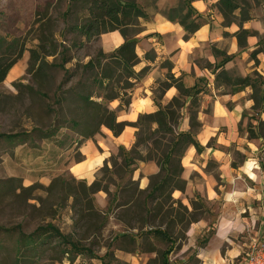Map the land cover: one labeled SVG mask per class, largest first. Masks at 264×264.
I'll list each match as a JSON object with an SVG mask.
<instances>
[{
  "label": "rangeland",
  "instance_id": "obj_1",
  "mask_svg": "<svg viewBox=\"0 0 264 264\" xmlns=\"http://www.w3.org/2000/svg\"><path fill=\"white\" fill-rule=\"evenodd\" d=\"M185 1L134 0L147 16L139 20L138 34L147 31L156 14L179 6L189 9L190 19L197 18L209 31L189 57L192 72L183 77L174 56L159 55L157 45L146 47L150 50L146 59V54L142 57L150 63L146 75H154L146 89L156 111H164L171 100L156 99L161 95L157 83L172 75L192 89L189 98H180L183 107L176 110L172 134L157 132V126L145 120L152 113L130 118L124 129L133 135L132 145L120 147L100 167L78 177L71 167H86L92 160L83 155L84 143L103 138L106 130L94 122V106L82 97L108 109L118 103L103 101L105 88L98 84L96 72L84 66L97 55L117 49L103 52V34L86 41L75 30L86 23L84 2L0 0V60L8 63L20 57L0 84V264H14L19 233L29 235L46 225L56 227L73 246L55 250L46 246L31 255L37 264H185L193 262L203 248L207 234L196 237L191 229L218 214V200L207 198L203 180L206 173L218 180L217 164L198 154L191 166L184 167L191 146L177 156L168 148V140L192 133L197 142L202 125L211 120V104L218 100L226 111L238 112L240 137L250 139L252 132L254 139L264 140V132L259 136V124L264 122V0H240L230 21L217 10L216 0L206 1L201 8ZM247 16L249 20L242 23ZM240 29L247 33L243 48L237 44ZM258 50L256 63L250 53ZM136 66L135 73L144 68ZM219 66L232 78L256 79L259 104L254 106L249 88L231 94L229 88L215 87L213 71ZM11 71L15 74L9 78ZM146 75L127 90L131 101L142 94ZM110 85L116 87L115 79ZM128 110L117 108L114 113L122 116ZM224 150L235 164L244 161L235 146ZM258 164L264 170V153ZM167 177L168 184H163ZM154 230L165 240L156 238Z\"/></svg>",
  "mask_w": 264,
  "mask_h": 264
},
{
  "label": "crops",
  "instance_id": "obj_2",
  "mask_svg": "<svg viewBox=\"0 0 264 264\" xmlns=\"http://www.w3.org/2000/svg\"><path fill=\"white\" fill-rule=\"evenodd\" d=\"M192 4L205 7L203 1H195ZM208 32V28L203 25L190 38L185 39V33L178 24L169 22L158 13L150 24H147V31L134 38L139 64L142 68L150 66L147 61L143 62L142 57L150 50L146 47L157 45L159 55L174 56L176 61L174 65L180 72V77H183L192 72L189 57L195 46L207 39ZM124 42L120 33L114 31L101 36L100 48L103 52L111 53ZM153 81L152 72L145 76L140 89L142 94L133 97L128 107L129 112L122 116L115 114L118 123L128 121L132 114L138 116L156 111L151 92L146 89ZM176 96V89L170 88L162 99L168 100ZM115 104V107H109L113 112L117 110L119 102ZM222 104L221 100L213 101L211 104V120L202 125L196 138L200 151L197 152L191 146L184 156H190V166L198 154L217 164L218 180L210 173L203 174V180L207 198L210 201L218 200L220 205L214 220L209 218L202 220L191 229V233L196 237L207 234L206 242L203 248L195 253L193 262L185 264H243V255L247 247L264 233V170L258 164L259 157L264 153V140L240 137L237 132L238 112L226 111ZM103 135V138L91 144L84 143L83 155L90 156L92 159L90 162L100 158L102 165L110 154L115 153L120 147H130L133 142V135L126 129L119 136H114L106 129ZM231 145L245 156L242 164H235V159L225 152L224 149ZM76 166L78 164L71 167L72 175L83 177L88 173V170L83 169L80 175L75 174L73 170Z\"/></svg>",
  "mask_w": 264,
  "mask_h": 264
},
{
  "label": "trees",
  "instance_id": "obj_3",
  "mask_svg": "<svg viewBox=\"0 0 264 264\" xmlns=\"http://www.w3.org/2000/svg\"><path fill=\"white\" fill-rule=\"evenodd\" d=\"M84 2L86 5L85 10L87 13L86 23L84 26L75 27V30L80 32L82 37L86 41L94 36L106 34L114 31H118L124 39V44L119 47L114 53L110 55L99 54L94 60H90L85 66V70L90 72H96V78L99 80L98 84L105 88V94L103 95V101H118V110L122 111L129 107L131 102V95L127 93V90L131 89L132 82L139 80L141 76L146 75L147 68L144 67L140 72L135 73L133 68L140 63V59L135 53L136 41L133 39L138 33L141 32L139 20H146L147 16L142 10L137 8L134 0H72V2ZM194 1L208 0H186V4L189 6ZM216 8L222 15L224 20L230 21L234 17V12L239 9L242 1L240 0H216ZM256 1V0H252ZM188 10V11H187ZM185 10L183 6L171 8L162 12V16L171 23L178 24L185 33V39L190 38L195 32H197L203 24L196 21L197 18L190 19L189 9ZM249 17L242 19L244 23L248 21ZM241 25V24H240ZM239 25V26H240ZM246 31L240 29L236 35L237 44L240 48L246 46ZM261 51H253L250 56L256 61V55ZM147 54L145 55L146 59ZM19 56L10 62H4L0 60V84L5 80L9 71L13 68L16 62L19 60ZM33 61L37 60V56L32 53ZM257 63V61H256ZM168 69L172 68V65L168 62H164ZM215 87L229 88L231 94L239 93L247 88L252 91L251 100L254 106L259 104V82L250 76L235 77L229 76L226 70L221 66L216 67L213 71ZM258 77L257 74L254 75ZM115 79L116 87L110 89V84ZM157 87L160 90V96H156V99H161L165 92L170 88H175L177 96L173 97L168 105H166L164 111H156L150 115L144 116L145 120H149L152 124L157 126L158 130H163L164 134L171 135L172 126L176 119V110H180L183 107V103H180L181 97H190L191 88L185 87L181 78H174L172 75L167 77L162 83H157ZM192 98V96H191ZM85 104H93L94 117L93 120L98 127L104 126L114 136H119L124 130V123H118L116 115L113 111L109 110L104 104L91 103L89 97H82ZM89 108V107H88ZM169 127L166 129V125ZM259 136H262L264 132V122L259 124ZM179 138L175 141L169 139V147L171 151L177 152V156H181L180 151L183 148L192 146L197 152L200 151L199 144L193 139L192 133H183L178 135ZM250 139H254L255 135L252 132L248 133ZM171 146V147H170ZM116 163L113 164V167ZM170 177H167L163 184H168ZM153 235L156 238L165 240V236L154 230ZM17 240L18 252L14 258V264H37L32 254L42 252L43 249L48 246L52 249H58L61 246L70 245L73 246V242L67 238L62 237L60 231L51 225H46L37 228L33 233L29 235H23L19 233ZM30 254V255H28Z\"/></svg>",
  "mask_w": 264,
  "mask_h": 264
},
{
  "label": "built area",
  "instance_id": "obj_4",
  "mask_svg": "<svg viewBox=\"0 0 264 264\" xmlns=\"http://www.w3.org/2000/svg\"><path fill=\"white\" fill-rule=\"evenodd\" d=\"M243 264H264V233L247 247Z\"/></svg>",
  "mask_w": 264,
  "mask_h": 264
},
{
  "label": "bare ground",
  "instance_id": "obj_5",
  "mask_svg": "<svg viewBox=\"0 0 264 264\" xmlns=\"http://www.w3.org/2000/svg\"><path fill=\"white\" fill-rule=\"evenodd\" d=\"M201 8V7H200ZM14 74H15V71H11L10 72V74H9V78H11L12 76H14ZM140 108H137V110H139ZM136 117V115L135 114H132L131 115V119H134ZM183 163H184V165L186 166V167H189L190 166V156H187V157H184L183 158ZM101 165V159L100 158H98V159H96V160H93V161H91L89 164H87V166L86 167H82L80 164L78 165V166H76V168L73 170V172L75 173V174H77V175H80V173H81V171L83 170V169H88V171H89V173H91V172H93L95 169H96V167H98V166H100ZM254 176L252 175V178H253Z\"/></svg>",
  "mask_w": 264,
  "mask_h": 264
}]
</instances>
